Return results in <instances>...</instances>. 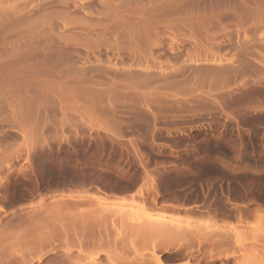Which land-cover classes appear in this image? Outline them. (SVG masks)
I'll return each mask as SVG.
<instances>
[{
  "label": "rangeland",
  "instance_id": "374dc122",
  "mask_svg": "<svg viewBox=\"0 0 264 264\" xmlns=\"http://www.w3.org/2000/svg\"><path fill=\"white\" fill-rule=\"evenodd\" d=\"M16 1L20 2L4 0L0 7L9 6V10L2 8L11 14L16 8L21 11L25 4L30 11L32 4L41 2ZM49 1L53 2L47 5L50 12L62 13L52 16V12L39 11L46 13V20L36 10L31 14L23 9L32 20L16 26L17 35L8 41L0 40V64L27 52L39 57L46 52L49 59L60 53L62 57L66 54L64 58L71 56L73 64L62 66L64 74L58 81L73 82L71 89L75 91H68L65 85L63 94L75 99L65 108L61 100L59 105L52 99L45 104L38 94H26L24 90L20 94L15 91L16 98L12 91L0 97V258L18 257L20 261L22 257L31 264H56L65 252L59 240L63 237L90 242L88 254L102 264H111L112 260V264H122L127 256L136 254L147 258L152 254L154 239L149 245V240L139 237L142 242L136 244L131 238L134 246H129L138 248L136 254L128 246L131 227L145 221V215H162L173 227L204 229L213 234L212 227L205 225L207 215L219 219L220 224L227 221L234 226L242 211L248 223L243 228H230L229 240L245 248L264 245V0H66L68 5L63 9L64 0ZM38 18L40 21H35ZM9 95H14L10 104L21 99V110L32 112L30 122L33 128L36 126L32 135L7 116L12 113V105L6 102ZM22 131L30 138L24 139ZM139 202L148 209L140 211ZM187 217L194 219L189 222ZM107 226V241L125 236L130 240L127 248L121 238L116 241L120 245L111 242L116 251L107 243L96 245L97 237L105 236L101 228ZM56 232L60 236L55 237ZM176 236L173 246L180 244ZM36 238H57V242H44L38 254L33 248L42 245ZM242 252L238 254L242 256ZM88 254L81 258H90ZM34 256H41L40 260ZM164 262L183 264L184 260Z\"/></svg>",
  "mask_w": 264,
  "mask_h": 264
},
{
  "label": "bare ground",
  "instance_id": "6f19581e",
  "mask_svg": "<svg viewBox=\"0 0 264 264\" xmlns=\"http://www.w3.org/2000/svg\"><path fill=\"white\" fill-rule=\"evenodd\" d=\"M1 1V0H0ZM2 1H4V0H2ZM0 2V5L3 3V2ZM24 1V0H23ZM26 1V0H25ZM24 1V2H25ZM68 2H69V0H67ZM72 1V0H71ZM76 1V0H75ZM78 1V0H77ZM80 1V0H79ZM87 1V0H86ZM104 1V0H103ZM109 1V0H108ZM122 1H125V0H122ZM151 1V0H150ZM157 1V0H156ZM247 1V0H246ZM249 1V0H248ZM16 2H18V1H16ZM36 2V1H35ZM62 2V9L64 8V7H66L67 5H68V2L66 3V0H64V1H61ZM73 2V1H72ZM82 2V1H81ZM106 2V1H105ZM118 2V1H117ZM154 2V1H153ZM167 2V1H166ZM169 2H171L170 0H169ZM178 2V1H177ZM181 2V1H180ZM231 2V1H230ZM15 3V2H14ZM20 3H22V0H20V2H18V4H20ZM34 3V2H33ZM53 2H50L49 0L48 1H46V0H41V2H38V3H36L35 5H33L32 4V6H31V8H32V10H30L29 11V9L27 10L26 8H24V7H27L26 6V4L24 5V6H22L23 8L21 9V11H18L17 10V8L15 9V11L13 12L12 11V13L11 14H9V11H8V13H7V11L6 10H3V8L2 7H4V6H1L0 8H1V10L2 11H0L1 13H0V40H6L7 38H9V37H11V36H14V35H17V27L16 26H19V24H21V23H23V22H26L27 23V21L31 18V15H30V13L31 14H33V12L36 10L37 12L36 13H39V11H41L40 13H43L44 14V12H47V14H49V13H51L52 12V16H54L53 14H55V11H49V6H47V5H49L50 4V6H51V4H52ZM80 3V2H79ZM78 3V4H79ZM97 3H100V2H97ZM151 3V2H150ZM229 3V2H228ZM240 3V2H239ZM246 3V2H245ZM255 3H257V2H255ZM254 3V4H255ZM7 4V3H6ZM8 4H9V2H8ZM23 4V3H22ZM82 4V3H81ZM111 4V3H110ZM121 4V3H120ZM119 4V5H120ZM134 4V3H133ZM152 4V3H151ZM150 4V5H151ZM14 5V4H13ZM16 5V4H15ZM15 5L13 6L14 8H15ZM66 5V6H65ZM75 5H77V4H75ZM90 5V4H89ZM105 5V4H104ZM112 5V4H111ZM129 5V4H128ZM153 5V4H152ZM158 5H159V3H158ZM261 5V4H260ZM12 6V5H11ZM10 6V7H11ZM46 6H47V9H46ZM91 6V5H90ZM89 6V7H90ZM122 6V5H121ZM139 6V5H138ZM145 6V5H144ZM148 6V5H147ZM56 7V6H55ZM61 7V6H60ZM59 7V8H60ZM72 7V6H71ZM80 7V6H79ZM85 7V6H84ZM83 7V8H84ZM104 7V6H103ZM125 7V6H124ZM146 7V6H145ZM153 7V6H152ZM151 7V8H152ZM249 7V6H248ZM5 9L6 8H8V10H9V6L8 7H4ZM12 8V7H11ZM58 8V7H57ZM67 8V7H66ZM65 8V9H66ZM82 8V7H81ZM80 8V9H81ZM94 8V7H93ZM98 8V7H97ZM105 8V7H104ZM150 8V9H151ZM154 8V7H153ZM160 8V7H159ZM230 8V7H229ZM246 8V7H245ZM244 8V9H245ZM252 8V7H251ZM23 9H26L27 11H29V12H26V10L25 11H23ZM45 9L47 10V11H45ZM103 9V8H102ZM124 9V8H123ZM126 9V8H125ZM124 9V10H125ZM134 9V8H133ZM228 9V8H227ZM241 9V8H240ZM247 9V8H246ZM249 9H250V7H249ZM256 9V8H255ZM255 9H253L254 11H255ZM257 9H259V8H257ZM14 10V9H13ZM34 10V11H33ZM56 10V9H55ZM58 10V9H57ZM76 10V9H75ZM84 10V9H83ZM97 10H100V9H97ZM123 10V11H124ZM149 10V9H148ZM152 10H154V9H152ZM157 10V9H156ZM43 11V12H42ZM48 11H49V13H48ZM90 11V10H89ZM92 11V10H91ZM101 11H103V10H101ZM121 11V10H120ZM226 11V10H225ZM254 11H253V13H254ZM20 12L21 13H23L24 12V14L22 15H20ZM26 12V13H25ZM54 12V13H53ZM57 12H59L58 13V15L60 14V10H58V11H56V14H57ZM69 12V11H68ZM85 12V11H84ZM105 12V11H104ZM108 12H110V11H108ZM148 12V11H147ZM151 12V11H150ZM163 12V11H162ZM247 12V11H246ZM252 12V11H251ZM258 12H260V11H258ZM39 13V14H40ZM62 13V12H61ZM65 13V12H64ZM83 13V12H82ZM81 13V14H82ZM93 13H95V12H93ZM153 13V12H152ZM227 13V12H226ZM236 13V12H235ZM256 13V12H255ZM261 13V12H260ZM43 14H40V15H43ZM55 14V15H56ZM69 14H70V12H69ZM85 14V13H84ZM87 14V13H86ZM89 14H91V13H89ZM107 14V13H106ZM105 14V15H106ZM113 14V13H112ZM121 14V13H120ZM141 14H143V13H140V15ZM242 14V13H241ZM36 15V14H35ZM50 15V17L52 18V16ZM92 15V14H91ZM97 15H98V13H97ZM131 15V14H130ZM150 15H151V13H150ZM149 15V16H150ZM251 15V14H250ZM33 16V15H32ZM38 16V15H37ZM45 16H46V13H45V15H43L42 16V18H45ZM63 16V15H62ZM68 16V15H67ZM108 16V15H107ZM137 16V15H136ZM144 16V15H143ZM146 16H147V14H146ZM221 16V15H220ZM227 16V15H226ZM242 16V15H241ZM246 16V15H245ZM39 17V16H38ZM41 17V16H40ZM69 17H70V15H69ZM92 17V16H91ZM124 17V16H123ZM148 17V16H147ZM153 17V16H152ZM261 17V16H260ZM33 18V17H32ZM71 18V17H70ZM89 18V17H88ZM102 18V17H101ZM135 18V17H134ZM46 20H47V18H45ZM44 19V20H45ZM53 19H56V18H53ZM74 19V18H73ZM125 19V18H124ZM141 19H142V16H141ZM226 19V18H225ZM228 19V18H227ZM30 20H32V19H30ZM37 20H39V18L38 19H36L35 21H37ZM58 20V19H57ZM67 20H68V18H67ZM102 20V19H101ZM168 20V19H167ZM179 20V19H178ZM220 20V19H219ZM40 21V20H39ZM42 22H43V19L41 20ZM52 21V20H51ZM62 20H60V22H61ZM65 21V20H64ZM64 21H62V24H64V23H66V22H64ZM105 21V20H104ZM127 21V20H126ZM132 21V20H131ZM133 21H134V19H133ZM143 21V20H142ZM169 21V20H168ZM233 21V20H232ZM32 21H29V23H31ZM41 22V23H42ZM64 22V23H63ZM97 22V21H96ZM130 22V21H129ZM174 22V21H173ZM189 22V21H188ZM28 23V25L30 26V24ZM49 23V22H48ZM58 23V22H57ZM92 23V22H91ZM94 23V22H93ZM101 23V22H100ZM169 23H172V22H169ZM32 24V23H31ZM38 23H36V25H37ZM45 24V23H44ZM61 24V25H62ZM67 24V23H66ZM85 24H87V23H85ZM96 24H98V23H96ZM106 24V23H105ZM154 24V23H153ZM179 24V23H178ZM183 24H185V23H183ZM238 24V23H237ZM260 24V23H259ZM258 24V25H259ZM35 25V24H34ZM39 25V24H38ZM55 25V24H54ZM89 25V24H88ZM113 25H114V23H113ZM117 25V24H116ZM176 25V24H175ZM180 25V24H179ZM43 26V25H42ZM56 26V25H55ZM64 26V25H63ZM92 26V25H91ZM94 26V25H93ZM101 26V25H100ZM104 26V25H103ZM107 26V25H106ZM127 26V25H126ZM131 25H129V28H131L130 27ZM173 26V25H172ZM255 26H257V25H255ZM260 26V25H259ZM33 27V26H32ZM32 27H30V28H32ZM51 27V26H50ZM60 27V26H59ZM120 27V26H119ZM243 27V26H242ZM29 28V27H28ZM43 28H45V27H43ZM55 28V27H54ZM64 28H66L65 26H64ZM96 28V27H95ZM95 28H93V29H95ZM104 28V27H103ZM112 28V27H111ZM115 28H116V26H115ZM127 28H128V26H127ZM150 28V27H149ZM186 28H187V26H186ZM237 28V27H236ZM46 29H48V28H46ZM67 29V28H66ZM97 29V28H96ZM174 29V28H173ZM177 29V28H176ZM175 29V30H176ZM240 29V28H239ZM241 29H243V28H241ZM31 30V29H30ZM48 31H49V29H48ZM55 31V30H54ZM62 31H64L63 29H62ZM66 31V30H65ZM115 31V30H114ZM123 31V30H122ZM151 31H152V29H151ZM189 31V30H188ZM36 32V31H35ZM44 32V31H43ZM117 32V31H116ZM190 32V31H189ZM31 33V32H30ZM67 33V32H66ZM86 33V32H85ZM123 33V32H122ZM128 33V32H127ZM147 33V32H146ZM176 33V32H175ZM35 34V33H34ZM41 34V33H40ZM89 34V33H88ZM99 34V33H98ZM97 34V35H98ZM126 34V33H125ZM52 35V34H51ZM57 35V34H56ZM83 35V34H82ZM87 35V34H86ZM132 35V34H131ZM171 35V34H170ZM183 35V34H182ZM187 35V34H186ZM31 36V35H30ZM34 36V35H33ZM61 36H62V34H61ZM90 36V35H89ZM110 36V35H109ZM112 36H115V35H112ZM63 37V36H62ZM71 37V36H70ZM77 37V36H76ZM75 37V38H76ZM97 37V36H96ZM120 37V36H119ZM88 38H90V37H87V39ZM132 38V37H131ZM189 38V37H188ZM59 39V38H58ZM64 39H66V38H64ZM82 39V38H81ZM109 39V38H108ZM115 39V38H114ZM113 39V40H114ZM119 39V38H118ZM122 39V38H121ZM134 39V38H133ZM192 39V38H191ZM10 40V39H9ZM14 40H15V38H14ZM90 40H92V39H90ZM95 40V39H94ZM117 40V39H116ZM149 40V39H148ZM7 41H8V39H7ZM70 41H71V39H70ZM89 41V40H88ZM118 41V40H117ZM125 41V40H124ZM197 42H198V40H196ZM4 42V41H3ZM50 42V41H49ZM86 42H87V40H86ZM96 42V41H95ZM98 42V41H97ZM115 42V41H114ZM119 42V41H118ZM118 42H115V43H118ZM127 42H128V40H127ZM160 42V41H159ZM175 42H177V41H175ZM179 42V41H178ZM193 42H195V40L193 41ZM9 43V42H8ZM21 43V42H20ZM147 43V42H146ZM149 43V42H148ZM7 44V43H6ZM22 44V43H21ZM85 44V43H84ZM89 44H91V43H89ZM93 44V43H92ZM96 44V43H95ZM123 44V43H122ZM134 44V43H133ZM145 44V43H144ZM181 44V43H180ZM174 45V44H173ZM201 45V44H200ZM8 46V45H7ZM6 46V47H7ZM38 46V45H37ZM88 46V45H87ZM94 46V45H93ZM93 46H92V48H93ZM108 46V45H107ZM117 46V45H116ZM120 46H121V43H120ZM10 47V46H9ZM22 47V46H21ZM25 47V46H24ZM45 47V46H44ZM91 47V46H90ZM98 47V46H97ZM114 47V46H113ZM129 47V46H128ZM26 48V47H25ZM28 48V47H27ZM26 48V49H27ZM64 48V47H63ZM124 48H125V46L123 47V51H124ZM150 48V47H149ZM197 48V47H196ZM201 48V47H200ZM5 49H7V48H5ZM22 49V48H21ZM30 49V48H29ZM85 49V48H84ZM88 49V48H87ZM96 49V48H95ZM103 49V48H102ZM101 49V50H102ZM126 49H127V47H126ZM150 49H152V48H150ZM177 49V48H176ZM193 49H194V47H193ZM19 50V49H18ZM25 50V49H24ZM32 50V49H31ZM45 50V49H44ZM47 50V49H46ZM83 50V49H82ZM93 50V49H92ZM109 50V49H108ZM117 50V49H116ZM122 50V49H121ZM145 50V49H144ZM9 51V50H8ZM48 51V50H47ZM88 51V50H87ZM94 51V50H93ZM106 51V50H105ZM143 51V50H142ZM173 51V50H172ZM0 52H1V49H0ZM19 52H21V50L19 51ZM86 52V51H85ZM152 52V51H151ZM190 52V51H189ZM208 52V51H207ZM50 53V52H49ZM54 53V52H53ZM80 53V52H79ZM192 53V52H191ZM31 53H25V54H22L23 56L22 57H19V58H17V55L18 54H16V55H14L13 57V59H12V62H9L8 63V61H6V62H3V63H1L0 64V97L2 98V97H4V94L5 93H10V91H12V92H14V93H12V94H14L15 95V98H16V92H19V94H20V92L21 91H25L26 92V94L29 92H32L31 93V95L32 94H38L39 95V98L41 99V98H43L42 99V102H44L45 104H46V100H48V99H52V100H57V103H58V105L61 103L60 102V100L62 101V102H64V105H65V108H66V104L67 103H70V102H72V100H74L75 98L74 97H69V98H66V97H64L65 95L63 94V93H65L66 92V87H69L68 88V91H71V90H74L75 91V88H72L71 89V87H73V82L71 83V82H69V83H71V85L70 84H68V82H65V83H63V82H61V81H58L59 80V77H61V75L62 74H64V73H62V72H64V70H65V68H64V70L62 69L63 67V65H64V67H65V65H69V64H73L72 62H71V56H68V58H64V56L65 57H67L66 56V54H64V56L62 57V56H60L61 55V53H60V55L58 54V55H56L57 57L55 58V55H54V58H51L50 57V59L48 58L49 57V55L46 53V52H43L42 54L43 55H41L40 57L37 55V56H35V55H33V53L30 55ZM55 54V53H54ZM82 54V53H81ZM98 54V53H97ZM118 54V53H117ZM120 54V53H119ZM153 54V53H152ZM63 55V54H62ZM142 55V54H141ZM144 55H145V53H144ZM151 55V54H150ZM20 56H21V54H20ZM35 56V57H34ZM85 56V55H84ZM96 56V55H95ZM123 56V55H122ZM12 57V56H11ZM17 59H16V58ZM92 57V56H91ZM115 57V56H114ZM119 57V56H118ZM109 58V57H108ZM113 58V57H112ZM121 58V57H120ZM140 58V57H139ZM2 59V58H1ZM54 59V60H53ZM100 59V58H99ZM111 59V58H110ZM113 59H115V58H113ZM4 60V59H3ZM8 60V59H7ZM10 60V59H9ZM128 60V59H127ZM132 61V60H131ZM134 61V60H133ZM149 61V60H148ZM155 61V60H154ZM106 62H107V60H106ZM156 62V61H155ZM113 63V62H112ZM137 63V62H136ZM114 64V63H113ZM118 64H121V63H118ZM123 64V63H122ZM99 65V64H98ZM70 66V65H69ZM104 66V65H103ZM121 66V65H120ZM107 67V66H106ZM112 67V66H111ZM68 68V67H67ZM66 68V69H67ZM116 68V67H115ZM108 69H109V67H108ZM63 70V71H62ZM72 70V69H71ZM98 70V69H97ZM110 70V69H109ZM113 70V69H112ZM100 71V70H99ZM105 71H107V69L105 70ZM104 71V72H105ZM114 71V70H113ZM72 72V71H71ZM78 72H79V70H78ZM111 72V71H110ZM129 72V71H128ZM74 73V72H73ZM77 73V72H76ZM117 73V72H116ZM124 73V72H123ZM122 73V74H123ZM68 74V73H67ZM87 74V73H86ZM129 74V73H128ZM70 75V74H69ZM77 75V74H76ZM74 76H75V74H74ZM79 76V75H78ZM84 76V75H83ZM104 76V75H103ZM121 76V75H120ZM56 77V78H55ZM80 77V76H79ZM131 77V76H130ZM138 77H140V76H138ZM84 78H86V77H84ZM108 78H109V76H108ZM114 78V77H113ZM143 78V77H142ZM78 79V78H77ZM81 79V78H80ZM89 79V78H88ZM81 80H83V79H81ZM92 80V79H91ZM80 81V80H79ZM87 81V80H86ZM86 81H85V83H86ZM94 81V80H93ZM108 81V80H107ZM106 81V82H107ZM112 81V80H111ZM132 81H134V80H132ZM136 82L138 81V80H135ZM145 81V80H144ZM143 80H142V83L144 82ZM83 82H84V80H83ZM88 82V84H89V81H87ZM113 82V81H112ZM75 83H76V81H75ZM78 83V82H77ZM80 83H82V82H80ZM92 83L93 82H91V85H92ZM105 83V82H104ZM103 83V84H104ZM141 82H140V85L142 84ZM95 85H96V83H94ZM110 84H112L111 82L109 83V86H110ZM65 85H67L66 87H65ZM75 85V84H74ZM139 84H137V86H138ZM76 86V85H75ZM92 86H94V85H92ZM97 86V85H96ZM114 86V85H113ZM78 87V86H77ZM90 87V86H89ZM95 87V86H94ZM92 88V87H91ZM90 88V89H91ZM114 88V87H113ZM71 89V90H70ZM113 90V89H112ZM16 91V92H15ZM121 91V90H120ZM111 92V91H110ZM114 92V91H113ZM88 93V92H87ZM92 94H93V92H91ZM108 93V92H107ZM18 94V93H17ZM24 94V93H23ZM66 94V93H65ZM73 94V93H72ZM72 94H70V95H72ZM92 94H91V96H92ZM109 94V93H108ZM144 94H146V93H144ZM14 95L12 96V98L10 97V95H9V97L10 98H7V96H6V99H9V100H7L6 102H8V101H10V99H12L11 101L12 102H14L13 101V97H14ZM88 95H90L89 93H88ZM111 95V94H110ZM115 95V94H114ZM143 95V94H142ZM22 95H19V97H21ZM36 95H34V97H35ZM41 96V97H40ZM80 96V95H79ZM139 96H140V94H139ZM27 97V96H26ZM93 97V96H92ZM115 97V96H114ZM17 98H18V95H17ZM28 98V97H27ZM77 98V97H76ZM81 98V97H80ZM89 98V97H88ZM94 98V97H93ZM151 98V97H150ZM173 98H175V97H173ZM181 98V97H180ZM4 99V98H3ZM5 99V100H6ZM34 99V98H33ZM92 99V98H91ZM91 99H90V101H91ZM138 99H140V98H138ZM143 99V98H142ZM146 99V98H145ZM172 99V98H171ZM16 100H19V98L18 99H16ZM29 100V99H28ZM112 100V99H111ZM115 100V99H114ZM11 101H10V103H11ZM80 101V100H79ZM149 101V100H148ZM177 101V100H176ZM20 102H21V99H20V101H18V102H15V104H10L9 102L7 103V105L9 104V106L10 105H12L11 107H10V109H12V111L10 110V112H12V113H10V114H8L7 113V116L9 117V115L14 119V122L18 125V127H21L22 129L24 128L25 130H24V132L25 131H30L28 134H31L32 135V133H34V132H32L33 130H36V126L33 128V126L34 125H32V123L30 122V121H32V120H30V117H31V111L29 112V110L30 109H27V110H25L24 111V109L23 110H21V105H20ZM24 102H25V100H24ZM41 102V101H40ZM40 102H38L39 103V105H40ZM141 102V101H140ZM174 102V101H173ZM52 103H53V101H52ZM56 103V102H55ZM115 103V102H114ZM175 103V102H174ZM4 104V103H3ZM42 105H43V103H41ZM47 104H49V103H47ZM111 104V103H110ZM51 105V104H50ZM62 105H63V103H62ZM63 105V106H64ZM113 105V104H112ZM115 105H116V103H115ZM61 106V105H60ZM27 107V106H26ZM46 107V106H45ZM45 107H44V109H45ZM7 108V107H6ZM61 108H62V106H61ZM60 108V109H61ZM64 108V107H63ZM68 108V107H67ZM72 108V107H71ZM114 108V107H113ZM2 110V109H1ZM55 110V109H54ZM71 110V109H70ZM2 111H4V110H2ZM44 111V110H43ZM48 111V110H47ZM61 111H65L64 109H61ZM7 112V111H6ZM54 112V111H53ZM77 112V111H76ZM67 113V112H66ZM37 114V113H36ZM33 115V114H32ZM46 115V114H45ZM48 115V114H47ZM53 115V114H52ZM65 115V114H64ZM42 116V115H41ZM42 117H44V115L42 116ZM27 118V120H25ZM45 118V117H44ZM66 118V117H65ZM9 119H11V118H9ZM48 119V118H47ZM12 120V119H11ZM35 120V119H34ZM45 120V119H44ZM60 120V119H59ZM65 120V119H64ZM13 121V120H12ZM11 121V122H12ZM61 121V120H60ZM67 121V120H66ZM9 122V121H8ZM29 122V123H28ZM47 122V121H46ZM54 122V121H53ZM58 122V121H57ZM62 122V121H61ZM60 122V123H61ZM31 123V124H30ZM65 123V122H64ZM15 124V125H16ZM36 124V123H35ZM49 124V123H48ZM55 125H57L56 124V122L54 123ZM14 125V124H13ZM29 125H32V126H29ZM51 126V125H50ZM71 127V126H70ZM15 128H17V127H15ZM59 128V127H58ZM72 128V127H71ZM33 129V130H32ZM40 129H42V128H40ZM39 129V130H40ZM38 130V131H39ZM43 130V129H42ZM41 130V131H42ZM57 130V129H56ZM55 130V131H56ZM13 131V130H12ZM17 131V130H16ZM40 131V132H41ZM23 132V131H22ZM24 132L22 133V136H23V138L25 139V137L28 135L27 133H25V134H27V135H25L24 134ZM32 132V133H31ZM5 133V132H4ZM43 133V132H42ZM47 133V132H46ZM31 135H29V136H31ZM33 135H35V134H33ZM39 135H41L40 133H39ZM29 136H27L28 137V139L30 138ZM33 137V136H32ZM41 137V136H40ZM45 137V136H44ZM47 137V136H46ZM38 138V137H37ZM36 139V138H35ZM43 139V138H42ZM33 141V140H32ZM45 141V140H44ZM47 144H48V142H47ZM32 146V145H31ZM34 146V145H33ZM8 147V146H7ZM135 147V146H134ZM27 148H29V147H27ZM39 148V147H38ZM26 149V148H25ZM136 149V148H135ZM16 150V149H15ZM4 151V150H3ZM3 151H1V152H3ZM14 151V150H13ZM19 151V150H18ZM28 151V150H27ZM31 151V150H30ZM20 152V151H19ZM5 153H7L6 151H5ZM4 153V154H5ZM15 153V152H14ZM16 153H17V150H16ZM14 154V155H17V154ZM8 154V153H7ZM12 154V153H11ZM31 154V153H30ZM29 155V154H28ZM11 156V155H10ZM6 157H7V155H6ZM8 158H11V157H8ZM2 159V158H1ZM0 159V160H1ZM5 159V158H4ZM5 161V160H4ZM0 162H2V161H0ZM8 164V163H7ZM10 164V163H9ZM24 169V168H23ZM25 172V171H24ZM147 173V172H146ZM18 174V173H17ZM21 174V173H20ZM150 177V176H149ZM150 178H152V176L150 177ZM3 183V182H2ZM153 189V188H152ZM156 191V190H155ZM157 193V192H156ZM92 195V194H91ZM139 195V194H138ZM95 196V195H94ZM99 197V196H98ZM98 197H96V198H98ZM102 198V197H101ZM99 199V200H102V199ZM59 199V198H58ZM64 199V198H63ZM62 199V200H63ZM42 200V199H41ZM61 200V201H62ZM84 200V199H83ZM98 200V199H97ZM98 200V201H99ZM43 201V200H42ZM57 201V200H56ZM77 201V200H76ZM108 201V200H107ZM113 201V200H112ZM111 201V202H112ZM41 202V201H40ZM101 202V201H100ZM117 202V201H116ZM115 202V203H116ZM125 202V201H124ZM152 202V201H151ZM119 203V202H118ZM131 203V202H130ZM132 203H134V202H132ZM142 203V202H141ZM98 204V203H97ZM114 204V203H113ZM138 204H140V202L138 203ZM109 205V204H108ZM136 205V204H135ZM143 205V204H142ZM237 205V204H236ZM52 206V205H51ZM73 206V205H72ZM105 206V205H104ZM141 208H139L138 207V209H142V210H140V211H146L147 209L145 208V207H143V206H141V204L139 205ZM55 207V206H54ZM234 207H235V205H234ZM58 207H56L55 209L58 211V209H57ZM178 208V207H177ZM44 209V208H43ZM146 209V210H145ZM179 209V208H178ZM55 210V211H56ZM98 210V209H97ZM131 210V209H130ZM133 210V209H132ZM0 211H1V209H0ZM149 211V210H148ZM148 211L146 212V213H148ZM191 211V210H190ZM236 211V210H235ZM239 212H240V210H238ZM237 211V212H238ZM131 212V211H130ZM152 212V211H151ZM151 212H149V213H151ZM163 212V211H162ZM225 212V211H224ZM242 212V211H241ZM241 212L238 214V216H237V220H236V224H234V226L233 225H231V224H229L227 221L225 222V224H220V222L218 223L217 221L219 220H217L216 221V219L214 218V216L212 217V216H210V215H207V218L206 219H204L205 220V225H206V228L207 227H209L210 226V228L212 227L213 228V230H212V228H211V232H213V234L212 233H208L209 231H204V229H203V231H202V229H198L197 231H196V229L195 230H188V229H185L184 227H181V226H172V225H170L169 223H166V220H164L163 218H162V215L161 216H155V217H150V216H146L145 215V221H141V222H139L136 226H134L133 224V227H131V233H132V237H131V235L129 236L130 238H128V239H130L131 240V242L132 241H134L135 240V243H136V241H138V239H139V237H141L142 238V241H145V242H147L146 240H149L150 241V243H149V241H148V243H149V245L152 243V240L154 239V244L152 243L150 246L152 247V254H151V256H147V258L146 257H142V256H139L140 254H136V253H138L137 251V249L136 248H134L133 249V247L132 248H130V246L129 245H131V246H134L133 245V242L131 243V242H129L128 240H126V238H125V236H122V238H121V240H120V238L118 237V239L121 241V244L124 242V241H122V240H125V242H124V245H125V247L127 248L128 246H129V248H130V250L131 249H133L134 250V253L136 254H134L135 256H131L132 258H129V256H127V259H124V260H122L124 263H122V264H166L164 261L166 260V261H168V262H173V261H178V260H180V262H181V260H184V262H182L183 264H242L243 262H244V264H264V245H255V246H248V247H244V244H243V246L242 245H237L236 243H233L232 242V240L230 241L229 239V234H228V232H230L229 230H230V228L232 229V228H236V226H242L246 221L245 220H243V218H242V216H241ZM40 213V212H39ZM51 213H52V211H51ZM55 213V212H54ZM59 213V212H58ZM99 213V212H98ZM145 213V212H144ZM44 214H45V212H44ZM134 214V213H133ZM228 214V213H227ZM237 214V213H236ZM235 214V215H236ZM256 214L257 215H262V213L261 212H256ZM152 215V214H151ZM167 215V214H166ZM165 214H164V216H166ZM171 215V214H170ZM175 215V214H174ZM178 215V214H177ZM191 215V214H190ZM189 215V216H190ZM201 215H202V213H201ZM38 216V215H37ZM99 216H101V215H99ZM132 216V215H131ZM163 216V217H164ZM168 216V215H167ZM179 216H181V215H179ZM186 216H188V215H186ZM188 216V217H189ZM193 216H195V214L193 215ZM205 216V215H204ZM40 217V216H39ZM41 217H42V215H41ZM40 217V219H42ZM56 217H58V216H56ZM137 217V216H136ZM182 217V216H181ZM184 217V216H183ZM188 217H187V219H188ZM202 217V216H201ZM200 217V218H201ZM219 217V216H218ZM227 217V216H226ZM258 217V216H257ZM261 217V216H260ZM140 218V217H139ZM175 218H177V217H175ZM180 218V217H179ZM199 218V219H200ZM204 218V217H203ZM203 218H201L202 219V221H203ZM100 218H98L97 220H99ZM102 219V218H101ZM182 219V218H181ZM180 219V220H181ZM189 219H191L190 217H189ZM188 219V220H189ZM194 219V218H193ZM192 219V220H193ZM196 219V218H195ZM223 219H225V218H223ZM228 219V218H227ZM226 219V220H227ZM248 219V218H247ZM28 220H30V219H28ZM35 220V219H34ZM137 220V219H136ZM184 219H182V221H183ZM188 220H186L185 219V221H187L188 222ZM192 220L190 221L189 220V222H192ZM222 220V219H221ZM234 220V219H233ZM232 220V221H233ZM162 221H164V222H162ZM168 221V220H167ZM224 220H222L221 222H223ZM251 221V220H250ZM194 222H196L195 220H194ZM200 222V221H199ZM179 223V222H178ZM226 223H227V225H226ZM248 222H246L245 224H247ZM177 224V223H176ZM195 224V223H194ZM198 224V223H197ZM229 224V225H228ZM113 225V224H112ZM179 225V224H178ZM183 225V224H182ZM201 225H204V224H201ZM200 225V226H201ZM172 228H171V227ZM187 226V225H186ZM185 226V227H186ZM197 226V225H196ZM244 226V225H243ZM243 226H242V228H243ZM249 226V225H248ZM251 226V225H250ZM192 227V226H191ZM191 227H190V229H191ZM198 227V226H197ZM196 227V228H197ZM203 227V226H202ZM205 227V226H204ZM247 227V226H246ZM187 228V227H186ZM209 228V229H210ZM245 228V227H244ZM102 230H101V233L103 234V235H105L104 236V239H102L101 237H97V238H100L99 239V241L97 242V244L96 245H102L103 246V244L104 243H107L106 245L107 246H109L108 244H110V249H112V247L113 246H115V244L113 243H111L112 241L113 242H116V241H118V239L117 240H115L116 238L114 237V238H110L109 239V241H107V236H108V233H107V231H109L108 230V226L107 227H103V228H101ZM193 229V228H192ZM208 229V230H209ZM74 231V230H73ZM238 231V229L236 230V232ZM71 233V232H70ZM105 233V234H104ZM238 233V232H237ZM236 233V234H237ZM52 234V233H51ZM72 234H74V236L73 237H76V233L75 232H72L71 233V236H72ZM53 235V234H52ZM59 235V234H58ZM57 235V232H56V235H55V237L56 236H58ZM102 235V236H103ZM136 235V237L135 238H133L134 236ZM175 235H177L175 238H176V241H177V239H178V242L180 243V244H177V245H175V246H173L172 244L173 243H171V242H173V240H174V236ZM231 235V234H230ZM233 235V234H232ZM60 236V235H59ZM109 236H110V233H109ZM51 237H54V236H51ZM54 237V238H55ZM61 237H63V236H61ZM125 239H124V238ZM143 237H144V239H143ZM54 238H48L47 240L48 241H46V239L45 240H42V239H40V238H36V240H38V242H41V244L39 243H37V241H36V243L39 245V246H41V247H38L37 245H35L34 247L35 248H33V250L35 249V250H38V254H39V251H40V253L42 252V249H43V246L45 245V243L44 242H51ZM60 238V237H59ZM58 238V239H59ZM134 239V240H132V239ZM138 238V239H137ZM140 238V239H141ZM148 238V239H147ZM57 239V238H56ZM56 239H54V240H56ZM75 239V238H74ZM105 239H106V242H105ZM146 239V240H145ZM235 239V238H234ZM34 240V239H33ZM53 240V241H54ZM64 245H65V247H64V250H65V252L63 253V255L57 260V262H55L56 264H102L103 262L102 261H96L93 257H90V254H88V249H89V243L90 242H86L85 241V239H80V238H77L76 239V242H73L74 240L73 239H71V238H64L63 237V240H62V238H60L59 239ZM58 240V241H59ZM98 240V239H97ZM115 240V241H114ZM162 240L164 241V242H162ZM32 241V240H31ZM88 241V240H87ZM141 241V240H140ZM140 241H138V242H140ZM141 241V242H142ZM166 241V242H165ZM56 242H57V240H56ZM129 242V244H128V246H126L127 244L126 243H128ZM29 243V242H28ZM35 243V242H34ZM35 243V244H36ZM43 243V244H42ZM55 243V242H54ZM74 243H76V244H74ZM117 244L118 243H120V242H116ZM134 243V244H135ZM30 244H33V243H30ZM56 244V243H55ZM111 244L113 245V246H111ZM137 244V243H136ZM143 244V243H142ZM146 244V243H145ZM175 244V243H174ZM251 244V243H250ZM29 245V244H28ZM92 245V244H91ZM118 245H120V244H118ZM153 245V246H152ZM36 246H37V249H36ZM104 246H105V244H104ZM145 246V245H144ZM28 247H32V245H30V246H27V248ZM92 247V246H91ZM90 247V248H91ZM97 247V246H96ZM116 247V246H115ZM124 247V248H125ZM140 247V246H139ZM146 247V246H145ZM41 249V250H39V249ZM46 248V247H45ZM49 248H51V247H49ZM114 248V247H113ZM117 248V247H116ZM123 248V249H124ZM125 248V249H126ZM52 249V248H51ZM96 249H98V247L96 248ZM96 249H94V250H96ZM102 250L103 249V247H101L100 246V248L98 249V250ZM121 249V248H120ZM137 251H136V250ZM242 249V250H241ZM29 250V249H28ZM33 250H31V252L33 251ZM53 250H54V248H53ZM89 250H91V249H89ZM93 250V249H92ZM97 250V251H98ZM114 250L116 251V249L114 248ZM113 250V251H114ZM30 251V250H29ZM51 251V250H50ZM73 251H76L75 253H77V254H73L74 252ZM102 251H105V250H102ZM102 251H99V252H102ZM119 251V250H118ZM121 251V250H120ZM127 251V250H126ZM241 251H244V252H242L243 253V255L242 256H240L238 253L239 252H241ZM48 252V251H47ZM54 252V251H53ZM73 252V253H72ZM86 252H87V254L89 255V257L90 258H88V259H83V258H81V255L82 254H86ZM156 252H160V254H157ZM90 253V252H89ZM104 253V252H103ZM117 253H119V252H117ZM123 253H125V250H123ZM132 253V252H131ZM245 253H246V255H245ZM33 254V253H32ZM37 254V251L35 252V255ZM94 254V253H93ZM98 254V253H97ZM101 254V253H100ZM120 254V253H119ZM162 254V255H161ZM125 255V254H124ZM124 255H121V256H124ZM127 255H128V252H127ZM117 256H119L118 254H117ZM126 256V255H125ZM138 256H139V258H138ZM243 256H245V257H243ZM24 257V256H23ZM35 257V256H34ZM40 257L41 256H38V257H35V260L37 259V261H39L40 260ZM20 258V257H19ZM95 258H96V256H95ZM100 258V257H99ZM118 258V257H117ZM121 258V257H120ZM120 258H118V259H120ZM125 258V257H124ZM244 258V259H243ZM1 259V262H0V264H31L30 262H28V260L25 258V260H23V258L21 257V259H20V261L18 260V257L15 259H13V258H9V259H2V258H0ZM30 259V258H29ZM32 259H33V257H32ZM51 259V258H50ZM113 259V258H112ZM27 260V261H26ZM107 260H108V258H107ZM111 260V259H110ZM108 261V263H110L111 261ZM33 261V260H32ZM31 261V262H32ZM114 261H115V259H114ZM120 261V260H119ZM121 261V262H122ZM53 263H54V261H52ZM102 262V263H101ZM112 262H113V260H112ZM112 262H111V264H112ZM52 263V264H53ZM115 264H117V263H115ZM118 264H119V262H118Z\"/></svg>",
  "mask_w": 264,
  "mask_h": 264
}]
</instances>
